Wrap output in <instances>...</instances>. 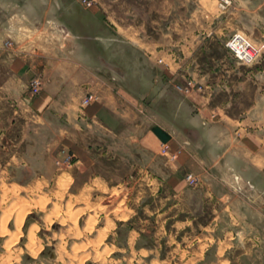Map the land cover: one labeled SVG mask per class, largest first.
Returning <instances> with one entry per match:
<instances>
[{
    "label": "crops",
    "instance_id": "obj_1",
    "mask_svg": "<svg viewBox=\"0 0 264 264\" xmlns=\"http://www.w3.org/2000/svg\"><path fill=\"white\" fill-rule=\"evenodd\" d=\"M140 2L160 6L154 31L130 23L146 22L153 9L121 18L101 7L120 0H91L72 10L57 2L59 21L78 40L45 49L41 61L35 50L11 61V79L0 92V153L8 157L0 156V168L29 166L27 177L0 173V181L15 179L11 185L33 192L37 181L70 175L77 198L118 192L123 216L113 222L121 223L122 240L91 242L112 251L108 262H263L264 56L240 64L224 42L237 31L264 40V0H233L225 13L216 0ZM81 13L89 24H79ZM0 23L9 33L8 22ZM213 40L225 50L221 58L205 44ZM105 53L124 54L123 62L101 68ZM37 75L44 85L32 98ZM191 79L201 87L177 91ZM88 93L97 98L83 105ZM25 154L35 159L26 162ZM189 172L200 175L198 187L186 182ZM247 193L256 200L247 201Z\"/></svg>",
    "mask_w": 264,
    "mask_h": 264
},
{
    "label": "rangeland",
    "instance_id": "obj_2",
    "mask_svg": "<svg viewBox=\"0 0 264 264\" xmlns=\"http://www.w3.org/2000/svg\"><path fill=\"white\" fill-rule=\"evenodd\" d=\"M63 1L68 2L69 10L75 9L77 6L82 9L84 6L90 7L91 5V0H0L2 6V8L0 6V18L4 22H8L7 29L11 26L9 33H6V31L3 32L0 23V92H4L2 88L4 83L9 82L11 79V61L14 58L28 55V51L35 50L39 56L37 60L41 61L43 59L42 52L47 48H66V46L75 45L78 37L71 31L66 32V34L63 33L61 37L58 34L60 27H66L65 24L59 21L57 6V2ZM120 1L121 3L115 6L104 4L101 7L106 12L114 10L117 16L121 18L124 15L130 16V18H132V14L143 15V12H149L150 9H153L152 16L147 14L148 20L146 22L132 20L130 23L134 28H140L141 23H146L145 27L149 31H154L153 27L156 23L151 20L156 15L160 16L159 13H156V9L160 7L159 4L157 6L143 4L140 0ZM124 1H127L128 4H124ZM87 2H90V5ZM216 2L218 6V0ZM232 7L233 5L230 9ZM164 8H166V5ZM184 8L186 9V7L181 6V10ZM218 11L225 13L219 7ZM84 16L81 13L80 25L89 24ZM149 17L152 18L149 19ZM17 28L20 30L19 36L17 35ZM241 33L247 35L243 31ZM156 36L158 37L157 34ZM101 43L104 44V41H101ZM205 44L212 48L211 54L216 58H221L224 55L225 50L220 48L216 41H206ZM37 51H40V53H37ZM114 55L116 58H113ZM123 55L119 53L101 54L100 67H106L102 63H108L112 60H115L117 65L121 64ZM204 59V55L201 54L200 60L203 61ZM189 81L193 84L192 89L201 87L194 79H191L184 85H177V91L184 94L191 91L192 89L186 91ZM151 89L155 92L153 86ZM19 132V136L24 138L23 144L26 146L28 133L24 118L20 120ZM22 151H24L23 148H21ZM1 155L3 154L0 153ZM2 158L4 162L8 157L4 154ZM23 159L26 162H31L35 158L28 157L25 154ZM41 159L46 160V162L53 161L51 157ZM70 160L72 158L69 157L68 161ZM27 166L29 165H23L20 169H7L6 166L2 169L1 167L0 173L4 177H27ZM58 167L59 165H55L56 169ZM2 170H4V173L1 172ZM123 170V165L119 166L115 175H121ZM196 175L200 177L199 174ZM186 176L185 180L188 183ZM15 181V179L0 181V220L2 226L0 229V255H3L0 257V264H125L120 261L108 262V253H112V251L107 246L101 247L99 244L94 245L91 243L92 240H114V238L122 240L124 230L120 226L121 223L117 220L115 225L113 222L114 215L115 217L123 216L124 202L118 192L115 193V196H109L105 190V192L100 191V193H103L100 196L77 198L74 195L75 182L70 175H66L59 180L37 181L36 191L33 192L11 185V183H19ZM188 185L198 187L200 184L191 186L188 183ZM239 189H241L240 184ZM247 194L245 196L247 201L256 200L257 196L255 194ZM87 217L89 218L85 222ZM141 217H144V215H141ZM113 226L114 229L110 230L111 234L108 236L109 229ZM247 264H264V261L259 263L249 262Z\"/></svg>",
    "mask_w": 264,
    "mask_h": 264
},
{
    "label": "built area",
    "instance_id": "obj_3",
    "mask_svg": "<svg viewBox=\"0 0 264 264\" xmlns=\"http://www.w3.org/2000/svg\"><path fill=\"white\" fill-rule=\"evenodd\" d=\"M90 5V2H87ZM233 5V0H218V7L221 11L226 12ZM225 47L231 52L235 59L244 65H252L264 56V40L253 41L247 35L241 32H235L224 43ZM44 85L41 76H35L30 82V96L33 98L40 94ZM193 88L192 82H188L186 91ZM180 89H182L180 87ZM97 96L94 93H88L82 99L83 105L92 103ZM168 147H163V152H167ZM191 186H198L201 178L194 173H188L186 176Z\"/></svg>",
    "mask_w": 264,
    "mask_h": 264
},
{
    "label": "bare ground",
    "instance_id": "obj_4",
    "mask_svg": "<svg viewBox=\"0 0 264 264\" xmlns=\"http://www.w3.org/2000/svg\"><path fill=\"white\" fill-rule=\"evenodd\" d=\"M62 28V29H61ZM60 29L66 34V32L69 33V30L67 29V27H60ZM67 33V34H68ZM60 35V34H59ZM70 35V34H69ZM28 211V210H27ZM25 216V215H24ZM20 219V218H19Z\"/></svg>",
    "mask_w": 264,
    "mask_h": 264
}]
</instances>
